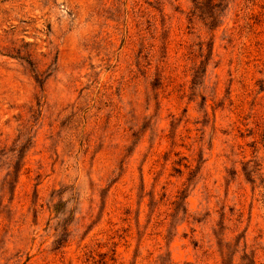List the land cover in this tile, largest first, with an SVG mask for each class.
<instances>
[{"label":"rangeland","instance_id":"374dc122","mask_svg":"<svg viewBox=\"0 0 264 264\" xmlns=\"http://www.w3.org/2000/svg\"><path fill=\"white\" fill-rule=\"evenodd\" d=\"M199 1L0 0V264H264V0Z\"/></svg>","mask_w":264,"mask_h":264},{"label":"trees","instance_id":"16d2710c","mask_svg":"<svg viewBox=\"0 0 264 264\" xmlns=\"http://www.w3.org/2000/svg\"><path fill=\"white\" fill-rule=\"evenodd\" d=\"M212 1L215 2V5H214L215 8L221 7V0L220 1L212 0ZM206 3L207 2H205V0L199 1V3H197V5H196L197 10L201 11L203 9V7L206 6ZM211 18L213 20H216L217 16L215 15V16H212ZM181 199H183V192H181V194H180V200Z\"/></svg>","mask_w":264,"mask_h":264}]
</instances>
